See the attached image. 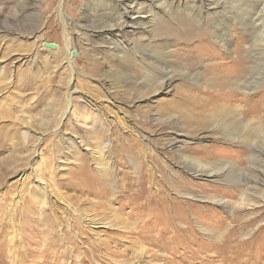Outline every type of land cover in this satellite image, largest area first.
<instances>
[{"label": "rangeland", "instance_id": "obj_1", "mask_svg": "<svg viewBox=\"0 0 264 264\" xmlns=\"http://www.w3.org/2000/svg\"><path fill=\"white\" fill-rule=\"evenodd\" d=\"M0 262L264 264V0H0Z\"/></svg>", "mask_w": 264, "mask_h": 264}, {"label": "bare ground", "instance_id": "obj_2", "mask_svg": "<svg viewBox=\"0 0 264 264\" xmlns=\"http://www.w3.org/2000/svg\"><path fill=\"white\" fill-rule=\"evenodd\" d=\"M246 8L239 10L236 14H235V20H237L239 22L240 25H247V18H244V16H246V13L248 10H245ZM250 12V11H248ZM250 21V20H249ZM113 22H116L115 20H102L100 22H98L97 24H95L94 29H98V30H108V34L111 35V29H113L114 27H121L122 25H129L132 24V21L130 20H122L121 19L117 22L118 24L116 25L115 23L112 24ZM247 22V23H246ZM231 33L229 31L228 28H219L217 25L214 26V28L210 29V34L212 36V38L215 40V42H218L220 44H225V39L227 37V35ZM225 46V45H224ZM53 47V46H52ZM119 48L117 45L114 46L112 52H108L104 55V59L108 60L110 58L113 57H123L124 53L130 52V50L128 49H122ZM166 49L165 47L163 48H154L151 47V45L141 48L140 46L138 47H134L131 49L133 51V54L136 53L138 55L139 58V66L141 67V74H145V79H144V86L141 87V89L143 90H148V89H152L153 86L155 85V83L159 82L160 80H162L163 78H165L166 76H169V74L171 73V69H168V59L171 56L170 52H165ZM124 52V53H123ZM109 56V57H108ZM157 69V71L155 72V70ZM117 73H123L124 71H127L128 68L127 67H120V69H116ZM149 70H153L156 74L150 73L148 74L147 72ZM168 78V77H167ZM143 83V82H142ZM167 85V84H166ZM243 122H240V125H242ZM241 127H239V129H233L230 130L231 132L229 133V131L227 132L228 134H230L228 137L231 138V140L233 138H236L237 140L239 139H244L247 140V137H240L239 134L241 133ZM239 136V137H238ZM248 136V135H247ZM177 139V138H176ZM175 141V140H174ZM234 141V140H232ZM237 142V141H236ZM241 142V140H240ZM177 143V142H176ZM228 171H226V173L228 174L229 169H227ZM43 187H45V184H41ZM46 189V188H43ZM45 199H43L42 202H44ZM166 257L162 256V259L164 260ZM225 258V257H224ZM173 260V259H172ZM173 263V261H172ZM1 264V262H0ZM168 264V262H167Z\"/></svg>", "mask_w": 264, "mask_h": 264}, {"label": "water", "instance_id": "obj_3", "mask_svg": "<svg viewBox=\"0 0 264 264\" xmlns=\"http://www.w3.org/2000/svg\"><path fill=\"white\" fill-rule=\"evenodd\" d=\"M47 46L51 48V46H50V45H47ZM72 55L74 56V54H73V53H72Z\"/></svg>", "mask_w": 264, "mask_h": 264}]
</instances>
